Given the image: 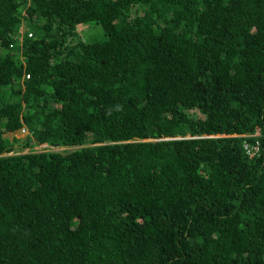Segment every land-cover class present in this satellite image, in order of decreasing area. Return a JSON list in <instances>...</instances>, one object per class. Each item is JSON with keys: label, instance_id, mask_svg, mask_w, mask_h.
I'll return each instance as SVG.
<instances>
[{"label": "trees", "instance_id": "obj_1", "mask_svg": "<svg viewBox=\"0 0 264 264\" xmlns=\"http://www.w3.org/2000/svg\"><path fill=\"white\" fill-rule=\"evenodd\" d=\"M0 264H264V0H0Z\"/></svg>", "mask_w": 264, "mask_h": 264}, {"label": "rangeland", "instance_id": "obj_2", "mask_svg": "<svg viewBox=\"0 0 264 264\" xmlns=\"http://www.w3.org/2000/svg\"><path fill=\"white\" fill-rule=\"evenodd\" d=\"M83 30V37L84 38H87V39H90V38H99V37H102V32H101V29L99 27V24L98 23H87V25H85L84 27L81 28ZM20 134H22L21 131H19ZM19 134V133H17Z\"/></svg>", "mask_w": 264, "mask_h": 264}, {"label": "clouds", "instance_id": "obj_3", "mask_svg": "<svg viewBox=\"0 0 264 264\" xmlns=\"http://www.w3.org/2000/svg\"><path fill=\"white\" fill-rule=\"evenodd\" d=\"M25 129H21V132H24ZM142 139H154L153 137H145V138H142ZM70 147H74V146H70ZM36 148H44V149H62V148H69V146H65V145H59V146H52V145H49L47 144L46 142H40L37 144ZM27 150V148H24L23 151Z\"/></svg>", "mask_w": 264, "mask_h": 264}, {"label": "built area", "instance_id": "obj_4", "mask_svg": "<svg viewBox=\"0 0 264 264\" xmlns=\"http://www.w3.org/2000/svg\"><path fill=\"white\" fill-rule=\"evenodd\" d=\"M244 146L246 147L247 145L246 144H244ZM256 147V146H255Z\"/></svg>", "mask_w": 264, "mask_h": 264}]
</instances>
